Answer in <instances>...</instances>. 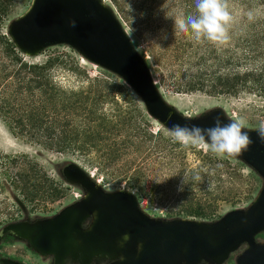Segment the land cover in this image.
<instances>
[{"label":"rangeland","instance_id":"374dc122","mask_svg":"<svg viewBox=\"0 0 264 264\" xmlns=\"http://www.w3.org/2000/svg\"><path fill=\"white\" fill-rule=\"evenodd\" d=\"M33 1L14 0L15 6L2 27L23 61L48 66L43 78L37 75V69L20 68V63L0 54V264H18L16 256L34 264L32 251L40 248V239L47 231L51 234L47 253H52L57 264L80 259L83 264H139L145 260L149 246H154L150 244L152 235L180 233L181 219L212 223L219 234L242 229L250 238L264 209V168L246 152L238 157H218L209 171L211 176H201V181L186 184L179 191L184 175L189 177V170L202 164V155L196 153L202 148H183L179 156H152L146 177L129 169L128 158L109 160L105 165L97 160L99 152L95 149L83 150L85 132L105 136L102 145L109 144L111 135L123 140L135 133L125 114L120 115L130 107L121 84L137 99L153 132L170 137L172 125L154 116L142 95L120 74L92 61L71 43L49 44L32 53L17 46L10 36L11 24L28 11ZM100 1L120 21L146 60L164 102L182 119L207 127L214 126L217 116L225 124L230 119L243 120L250 135L264 122V91L210 95L186 90L196 81L194 75L199 69L191 52L205 51L197 48L205 45L190 34L175 35L174 19L181 16L180 11L168 14L160 0ZM250 1H228L234 17L229 40L223 44L208 41L209 51L215 49L208 63L217 75H227L232 53L244 57L250 42H258L264 53V2ZM140 3L147 6V17L139 15L136 7ZM250 63L244 61L241 69L264 66V54ZM86 75L106 80L112 88L110 95L92 100L93 95L86 93ZM36 80L45 82L42 88L55 89L62 98L67 97V104L69 95L87 101L95 119L89 122L91 131L81 117L83 108L77 109L78 115L63 104L45 110L38 101L41 88L35 90L37 96L32 95L34 90H27ZM27 115L32 118L30 122L22 120ZM153 144L149 141L146 149L140 150L142 155ZM203 152L205 158H215L210 151ZM34 175L47 179L45 188L27 200L23 185ZM124 190L137 201L135 213L123 211L116 202L117 193ZM201 210L212 214L197 215ZM85 222L87 229L82 227ZM212 229L203 230L210 234ZM125 235L130 239L124 241ZM118 258L123 262L113 261Z\"/></svg>","mask_w":264,"mask_h":264},{"label":"trees","instance_id":"16d2710c","mask_svg":"<svg viewBox=\"0 0 264 264\" xmlns=\"http://www.w3.org/2000/svg\"><path fill=\"white\" fill-rule=\"evenodd\" d=\"M161 3H165L166 10L168 14L181 12L182 15L195 14V0H160ZM228 1H236L240 4H250V0H228ZM255 1V0H254ZM261 2L264 0H260ZM14 0H2L0 2V54L10 58L12 61H16V63H20V68H29V69H37V75L45 78L44 71L47 69V64L44 66H39L35 64H28L23 61L20 57L16 46L10 40L5 32L2 31L3 24L7 21L11 15V12L14 8ZM136 9L139 11V15L147 17V6L140 3ZM204 41L205 47L197 46V48H204L205 51L202 52H191L193 58L196 59V63L199 65V69L196 71V75L194 78L195 82L191 83L187 87V91H200L203 93H207L210 95H221V94H231L238 95L246 90L260 92L264 91V66H252L246 67L245 69H241L243 62L251 61V63L256 62V58L261 56L262 50L260 49V45L258 42L253 41L249 44V50H247L244 57H239L232 53L230 56V69L227 75H217V72L212 70L211 65L208 61L213 57L215 53V49L209 51L211 48L210 43L207 40ZM263 48V47H262ZM264 50V49H263ZM215 58V56H214ZM250 63V64H251ZM88 79L87 84V92L93 95L92 100L99 101L101 98H107L112 92V88L109 83L100 78V77H91L86 75ZM45 84L44 81L36 80L34 84L28 86L27 90L32 91L33 96H37L35 90L40 89V96L38 97V101H40V105L45 106V110L55 109V107L59 104H63L66 106L69 111L77 114V109L83 108V115L81 116L83 120H85L87 126L89 127V122H94L95 119L92 118L91 114H93L92 107L88 106L87 101H80L77 98L73 99L72 96H68L70 99L69 104H67L65 100L66 98H62L59 94V91L53 89V91L48 88H42ZM121 86L127 91L126 99L129 102L130 107L126 111H122V114H125L124 117L128 119L131 123L130 127H133L135 133H131L130 137L127 139H117L116 135H111V140L109 144L102 145L104 140H107L105 136H98V134H94L91 132H85L83 135L85 137L83 150L89 151L95 149L99 152V156L97 160L107 165L108 161H118L123 160L124 158H128L129 169H132L136 175L140 176H148L147 175V164L148 160L152 156L162 157L165 153H170L173 156H179L183 153V148L178 143H174L171 137H166L163 132L157 131L153 132L150 129L149 119L147 118L146 113H144L143 109L139 105L137 99L131 94L128 87L124 84ZM65 110V109H64ZM26 118V117H25ZM24 121H31V116L27 115L26 119H22ZM88 131H91V126L88 128ZM108 133L114 134L112 131L106 130ZM134 138H137L135 141ZM149 141H153L154 144L152 146H148V153L146 155H142L140 152L141 149H146ZM141 153V154H140ZM197 154L202 155V164L198 165L197 168H193L189 170V177L187 185H193L196 181L192 180V175L195 173H199L201 176L209 177L210 169L213 168V164L218 159L217 156L215 158H205L203 150L196 151ZM43 175H34V177L23 185V190L25 195L27 196V200L29 197L33 198L35 195L44 190V183L47 179H44ZM44 181V182H43ZM208 217L212 213H206L198 211L197 215Z\"/></svg>","mask_w":264,"mask_h":264},{"label":"water","instance_id":"95a60500","mask_svg":"<svg viewBox=\"0 0 264 264\" xmlns=\"http://www.w3.org/2000/svg\"><path fill=\"white\" fill-rule=\"evenodd\" d=\"M10 36L17 46L30 53L49 44L69 42L92 61L120 74L142 95L148 110L162 121L172 126L179 123L207 127L182 119L164 102L146 60L137 51L120 21L100 0H34L28 11L12 22ZM250 136L254 143L246 153L256 165L264 168V143L256 132ZM115 199L123 211L135 213L138 210L135 197L125 190L118 192ZM179 222L183 228L189 226L196 231L214 226L191 219ZM262 225L264 209L251 233ZM241 230L238 229V232L241 233ZM191 244L193 250L194 242ZM50 245L51 234L47 231L40 239L39 249L47 251ZM252 246L255 249L254 242Z\"/></svg>","mask_w":264,"mask_h":264},{"label":"clouds","instance_id":"9594fccd","mask_svg":"<svg viewBox=\"0 0 264 264\" xmlns=\"http://www.w3.org/2000/svg\"><path fill=\"white\" fill-rule=\"evenodd\" d=\"M195 14L182 15L174 19L175 35L183 32L190 34L195 40L206 39L209 42L223 44L229 40V26L234 20L229 11L228 0H195ZM243 120L230 119L225 124L219 116L214 118V126L201 127L197 124H174L168 131L174 143L182 147L202 148L217 157H238L247 152L254 143ZM258 138L264 143V122L255 129ZM193 181H201L199 173L192 175ZM188 183L185 174L179 191H183ZM209 183V187H211ZM82 227L88 228V222ZM130 239L128 235L124 241ZM142 247V246H141ZM71 264V261H68Z\"/></svg>","mask_w":264,"mask_h":264},{"label":"flooded vegetation","instance_id":"af4514ba","mask_svg":"<svg viewBox=\"0 0 264 264\" xmlns=\"http://www.w3.org/2000/svg\"><path fill=\"white\" fill-rule=\"evenodd\" d=\"M215 227L213 226L210 234L203 229L196 231L194 228L185 226L180 233L170 232L164 237L152 235L153 239L151 242L148 240L147 244L150 242L154 246H149L145 260L138 262L139 264H264V225L260 226L251 238L238 231V233L235 231V233L219 234ZM238 240L236 247L232 248ZM191 242H194L193 250ZM253 242L256 245L255 249L252 246ZM252 248L253 250L248 253ZM32 252L36 259L34 264L58 263H55L52 253L39 248H35ZM113 261L123 262L120 258ZM16 262L30 264L18 256H16ZM71 264L83 263L80 259Z\"/></svg>","mask_w":264,"mask_h":264}]
</instances>
